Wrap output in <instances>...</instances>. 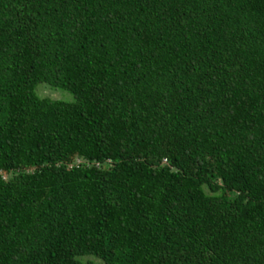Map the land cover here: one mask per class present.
I'll use <instances>...</instances> for the list:
<instances>
[{
	"label": "trees",
	"instance_id": "16d2710c",
	"mask_svg": "<svg viewBox=\"0 0 264 264\" xmlns=\"http://www.w3.org/2000/svg\"><path fill=\"white\" fill-rule=\"evenodd\" d=\"M94 263L264 264V0H0V264Z\"/></svg>",
	"mask_w": 264,
	"mask_h": 264
},
{
	"label": "rangeland",
	"instance_id": "374dc122",
	"mask_svg": "<svg viewBox=\"0 0 264 264\" xmlns=\"http://www.w3.org/2000/svg\"><path fill=\"white\" fill-rule=\"evenodd\" d=\"M41 85H38L37 87H39L37 89V94L40 97H48L51 99H60V100H64V101H72V96L65 91H52L50 89H48L47 87H40ZM97 264V263H94Z\"/></svg>",
	"mask_w": 264,
	"mask_h": 264
}]
</instances>
